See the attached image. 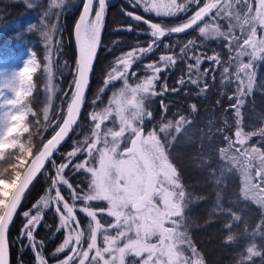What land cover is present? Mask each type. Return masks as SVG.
<instances>
[{
  "label": "snow or ice",
  "instance_id": "obj_1",
  "mask_svg": "<svg viewBox=\"0 0 264 264\" xmlns=\"http://www.w3.org/2000/svg\"><path fill=\"white\" fill-rule=\"evenodd\" d=\"M131 2L133 7H142L149 14L164 17L183 14L186 18L168 26L126 13L135 21L148 25L152 39L147 46L138 43L134 49L117 58L99 92L102 94L116 81H120L122 87L113 92L107 106L88 113L90 133L82 140L74 141L73 149L62 154L64 158L60 163L53 158L54 154H59L58 146L79 128L81 109L87 103L86 90L101 44L107 0H84L82 13L75 25L79 58L75 62L73 79L63 91L66 99L62 103L66 104V111L53 108L56 93L61 91L54 83L55 53L49 31H59L55 24L46 23L45 29L49 30L42 29L45 41L43 74L47 81L42 111H33L26 103V99L33 96V89L39 86V81L33 83V74L41 68L36 55L0 84V96L5 90L14 94V98H5L0 106L15 109L0 117V162H3L0 163V264H10V248L16 243L9 238L10 226L29 185L42 170L47 172L46 161L54 170L48 188L54 195L41 197L32 209L22 212L24 220L18 236L22 244L27 241V246L33 250L34 264H49L43 254L44 242L37 241L35 234L44 221V213L40 209L52 206L58 214L55 232L65 234L52 255L57 257L66 253V256L56 260V264H207L190 232L193 195L186 190L182 173L172 158L175 145L187 135L193 124L191 114L197 111V106H189V115L178 110L168 118L169 105L161 100L159 124L147 129L145 121L153 119L148 107L152 98L180 92L189 85L195 87L196 95L205 94L209 88L207 80L210 78L214 82L217 71L221 83L232 86L227 97L232 103L224 112L231 110L233 119L230 122L225 118L222 126L215 128V134L223 140V146L218 148L221 165L219 169L210 168L209 175L216 178L219 173L221 178L215 179V183L220 188L225 178L240 174V198L261 210L258 223L250 234L264 236V126L245 131L243 111L247 97L256 85V61H264V0H205L202 5L201 0ZM189 12L192 14L188 15ZM44 16H48L47 11ZM189 29L198 31L202 37L223 39L227 59L215 52L208 55L192 39L179 48L178 55L163 54L158 62L148 63L145 71L149 74L134 85L129 83L132 64L161 47L164 37ZM124 30L131 32L134 29L128 26ZM163 47L172 50L176 45L163 44ZM56 51H59V45ZM180 60L186 66L184 75L177 79L176 87H170L166 79L161 81L160 73L173 68ZM205 61L210 67L201 70ZM65 67L71 71L70 67ZM100 94L92 100L94 106L100 100ZM29 115L34 119L29 121ZM233 126V134L229 135ZM50 127L58 130L34 152L33 135H42ZM25 134L29 135L22 139ZM206 135L211 139L210 134ZM253 136L259 137L257 144L249 143ZM78 156L83 159L77 160ZM70 166L73 174L89 175L86 188L78 184L74 186L66 178L65 170ZM61 186L70 190L68 199L62 194ZM77 201L82 202L78 210L89 218L86 227L81 225L76 215ZM93 201L106 202V215L113 218L112 221L101 223L97 211L90 207ZM212 211L227 216L223 226L230 233L239 226L249 234V225L242 214L233 208L223 207L219 193ZM235 239L234 234L226 237L229 242ZM128 257L134 259L129 261ZM254 257L264 260V252L255 243L246 248L245 255L237 264L251 262Z\"/></svg>",
  "mask_w": 264,
  "mask_h": 264
},
{
  "label": "trees",
  "instance_id": "obj_2",
  "mask_svg": "<svg viewBox=\"0 0 264 264\" xmlns=\"http://www.w3.org/2000/svg\"><path fill=\"white\" fill-rule=\"evenodd\" d=\"M84 0L81 1V4ZM205 0H201V5ZM78 0H0V84L4 80L10 78L11 75L17 70V66L20 60L31 54L36 55L38 63H41V68L37 69V72L33 74V83L36 84L39 81L38 89H33V96L26 99V103L33 111H42L43 103L46 99L45 84L47 81L44 79L43 74V57L45 55V41L42 35L45 29V24H55L59 29L58 32L50 31L53 40V72L55 74L54 83L61 89V91L56 93L53 101V108L59 109L63 108L66 111V104L62 103L66 97L63 96V91L67 89L69 83L73 79L75 73V62L76 55L72 43V31L75 21L79 15L80 7L77 8ZM107 10L104 21V29L101 33V44L97 49L96 58L93 62V72L91 73L89 88L87 92V103L84 105L80 116V126L76 132L70 133L67 138L58 147L59 154H54V159L57 163L63 160V155L71 151L74 147V141L82 140L86 135L90 133L91 121L88 118V113L96 110L99 111L107 106L109 99L113 92L119 90L118 85L120 81H116L110 84L108 89H106L102 94L99 90L103 87V81L106 78V74L110 71L111 67L116 63L118 57L122 56L124 53L134 49L137 44L141 46H147L152 39L150 34H148V25L144 24L143 21L137 22L131 16L126 15V13L131 12L133 15H140L144 19L148 20L150 23H163L165 25L171 26L180 19V17H164L156 16L154 13H146L142 7H133L131 0H107ZM58 5V7H57ZM48 12V16H44V12ZM58 14V15H57ZM192 14L189 12L188 15ZM128 26L133 27V31L129 32L126 29ZM187 35H192L191 33ZM187 35H177L174 34L168 38L162 39L161 47L156 48L155 51L159 52L162 50L163 44H175L176 47L172 51H179V48L183 46L189 40L195 39L200 45L201 51L215 50V51H227L225 48L224 40H207L198 36L197 32H193V38H189ZM59 45V51H56ZM170 51V50H169ZM228 53V52H227ZM224 57V54H221ZM147 56L137 63L132 64L129 70V83L135 84L144 74ZM155 59V57H153ZM65 65L71 68L69 71ZM210 66L208 63L204 62L201 65V70L205 67ZM256 85L250 96L247 97L246 104L244 107V115L247 114L245 118V131H251L258 127L264 126V108L261 102L264 101V61L256 62ZM180 69L184 72L185 63H183ZM135 72L136 75L132 76L131 73ZM219 71L216 72V74ZM60 73H63L60 75ZM218 79L220 80V75L216 77L213 82L210 79L207 81L209 88L205 94L196 95V89L194 86H187L180 92L171 93L173 96L180 94L181 111L185 115H189V111L185 109V103L197 102L198 107L209 105L210 108H220L224 109V106H228L232 102L225 99L220 100L221 104H217L216 101L219 100L220 86ZM171 82V79H169ZM231 86V85H230ZM229 90L230 94L232 92V86ZM188 92V95H185ZM100 94V100L94 106L92 100L94 97ZM14 98V94L11 91L5 90L3 95L0 96V105L4 104V99ZM229 104H228V102ZM197 107V108H198ZM172 109V108H171ZM248 110V113H247ZM15 111L10 106H0V117H3L6 112ZM260 115L255 116L259 113ZM210 113H212L210 111ZM63 115V113H61ZM170 117H172V112L169 111ZM226 118L232 121L231 110L226 113ZM204 117H207L204 116ZM205 118L207 122L203 123L202 118L197 117L192 127L196 126L198 133L204 135V140L198 142L190 143L185 148L191 150L195 153L196 149L204 153L203 156V169L204 175L207 178H211L214 181L206 186L200 187L196 186L193 178L189 174H185L182 162L176 165L179 167L181 165L182 179L186 186V190L193 195V202L190 206V219L191 228L190 232L192 238L200 252L205 257L207 264H211L209 258V253L207 252V245L217 243L218 247L221 248L225 255L223 256L225 264H237V262L245 255L246 248L255 243L257 248L264 252V236L259 234L251 235L250 233L254 230L255 225L258 223L261 210L253 203L243 201L240 196V180L237 174L231 175L225 178V182L222 187L218 188L215 183V179H220L218 173L216 178L209 175L210 168L219 169L221 163H219V158L214 149L219 146V139L212 137V133L215 132V128L222 126V121L218 117ZM34 118L29 115V121ZM194 120V119H193ZM153 124L158 125V120L152 121ZM145 125L146 121H145ZM30 132L33 131L31 125ZM57 128L50 127L43 131L42 135H33L32 143L34 145V152L36 147L41 145L42 142H46ZM233 129L229 131V135H232ZM211 135V139L208 135ZM29 134H25V139ZM213 138V139H212ZM214 139H218L215 141ZM259 142V137L253 136L249 143L257 144ZM213 145V146H212ZM209 146V147H208ZM123 147V145H121ZM77 160L83 159L82 156H78ZM3 163V162H0ZM47 172L43 170L38 173L35 177L22 199L21 206L14 217V222L10 226L9 238L10 240H15L16 243L10 248V264H34V253L33 250L27 246V241L23 244L18 239L19 231L24 220L22 212L30 210L33 208L34 204H38L41 197H46L49 195H54V193H49L48 188L50 185V177L54 174V170L50 162L45 165ZM180 169V167H179ZM66 178L74 186L79 185L81 188H86L89 175L87 173H75L71 171V166L69 169L65 170ZM62 194L69 198V191L66 186H61ZM221 197V204L223 207L233 208L234 211H238L244 217V220L249 225V234L243 232L242 227H234L232 232L224 228V223L227 220V216L220 214L219 212L214 213L212 208L216 204L217 195ZM202 197V199H201ZM70 202V200H69ZM77 212L76 215L80 222L85 221V217L78 210L82 206L81 201H77ZM92 207L98 209H104L105 206L103 202H92ZM40 211L44 213V221L42 226L36 232L37 241L44 242L43 254L48 259L49 264H56V260L64 259L66 253H61L57 257H53L52 253L55 251L56 247L62 243L64 238V232H55V228L58 226V214L55 211V206L48 209L41 208ZM103 214H101V217ZM103 219L105 217H102ZM215 233V234H213ZM214 237L212 238V235ZM234 234L236 239L229 242L226 240L227 235ZM204 239V240H203ZM128 260H132L131 257ZM246 264H264V260L261 257H254L253 261L246 262Z\"/></svg>",
  "mask_w": 264,
  "mask_h": 264
},
{
  "label": "rangeland",
  "instance_id": "obj_3",
  "mask_svg": "<svg viewBox=\"0 0 264 264\" xmlns=\"http://www.w3.org/2000/svg\"><path fill=\"white\" fill-rule=\"evenodd\" d=\"M221 23L223 24L224 22L221 21ZM197 34H198V36H200V34L198 33V31H197ZM202 38L204 40L205 39H207V40H223V39H213V38H211V36H209V37H202ZM31 57H32L31 54H28V55L24 56L20 60L18 66H17V70L19 71L20 69H22L24 67L26 61L28 59H30ZM244 59L247 60L248 57H244ZM256 70H257V66L255 68V71ZM148 74L149 73H147L145 71V74L140 79H142L145 75H148ZM139 80H137V81H139ZM121 87H122V83L120 82L119 85H118V88H121ZM108 103H109V101H108ZM152 104H153V98L148 102V107H150ZM261 105L264 107V101L261 102ZM262 111H264V108L262 109ZM247 113H248V110H247ZM258 115H260V112L258 114L257 113L255 114V116H258ZM246 117H247V114H245V118ZM205 118H209V117L208 116L207 117H203L201 119L203 123L207 122V120H205ZM198 131H200L199 130V126H198V130H197V127L196 126H194V127L190 126L189 127V130H188L187 135L183 136V138L179 140V142L176 144L177 146L175 145L176 146V149H175V151H173L172 158L174 159L175 164H176V162L179 163V164L182 162L183 168L185 170V174H189V175L192 176L193 181L196 184V186L202 187V185H203V187H206L208 184L210 186V184L214 180L211 179V178L209 179V178H207V176L204 175L203 169H205V168L203 166V163H204L203 156H205V154L204 153H201L200 150H199V148H198V150L196 149L195 153H192L191 150H187L188 148H185L188 145H190V143H192V142H195V145H196V144H198V142L204 140V138H205L204 135L201 132L198 133ZM214 135H215V132L212 133V137L213 138H216V136H214ZM205 140H206V138H205ZM214 140L217 141L218 139H214ZM218 143H219V146L215 147L214 149H211V148L208 149V153L210 152V150H215L217 152V155H218V148L221 147V146H223L222 137H221V140L219 139V142ZM218 161H219V163H221L220 160H218ZM179 167H180V170L182 171L181 165H179ZM237 175H238L239 180H240V188H241L242 177L240 176L239 173H237ZM100 202H103V201H100ZM103 204L105 206V208L103 209V211H102V209H98V208L92 207V202H90V207L93 210L97 211V213H98L97 218L101 220V223L106 224L107 222L112 221L113 218L108 217L106 215L107 204H106V202H103ZM210 210H213V208L210 209ZM101 214H103L102 217H105L104 219L101 217ZM82 215L85 217L86 220L85 221H82L81 222V225L83 227H86L87 224H88V222H89V218L84 213H82ZM213 234H215V233H213ZM213 237H214V235H212V238ZM98 243H101V241L99 239H98ZM86 246L87 245L85 243V247ZM206 247H207L206 248L207 249V252L209 253L208 255H209V258L211 260V264H225V261H224V258H223V256L225 255V252L221 248L218 247V244L217 243H213L212 242L211 245H207ZM131 258L134 259L133 257H131Z\"/></svg>",
  "mask_w": 264,
  "mask_h": 264
},
{
  "label": "flooded vegetation",
  "instance_id": "obj_4",
  "mask_svg": "<svg viewBox=\"0 0 264 264\" xmlns=\"http://www.w3.org/2000/svg\"><path fill=\"white\" fill-rule=\"evenodd\" d=\"M179 17H180V19L177 20V22H175V23H178L180 20L186 18V17H184L183 14H181ZM193 32H197V31L196 30H191L190 32H188L186 34H179V35H187V34L191 33L192 35H187V36L189 38H193ZM175 36H177V35H175ZM165 38H168V37H164L163 39H165ZM165 44H167V42ZM203 52L207 53L208 55H211L214 52L215 53H219L220 55L224 54V58L225 59H227V56H228L227 51L207 50V51H203ZM163 54H176V55H178L179 51H172V50L169 51V50H166L165 48L164 49L162 48V50H160L159 52H156L154 50L152 53L147 55L148 59L146 60V65L148 63L158 62L159 61V57L161 55H163ZM153 57H155V59H153ZM205 62L209 64L208 61H205ZM183 63H184V61L180 60V61H178V63L173 68H170V69H168V70H166L164 72H161L160 73L161 81L166 79L167 83H168V85L170 87H176L177 86V84H176L177 79L179 77H181L182 75H184V72L180 70V69H184L182 67ZM208 67H210V66H208ZM208 67L206 66L205 68H208ZM218 75H220L219 72L216 74V77ZM169 79H171V82L169 81ZM210 81H211V79H210ZM218 82H219V86H220V94L218 96L219 97V101L222 100V99L224 100L225 97L228 100L227 97H228V95H230V92H229L230 85L221 83V80H219V79H218ZM157 88H159V83L157 84ZM172 94H171V92H169V93L165 94L164 96H159L158 95V96L153 98V104L149 107L150 110L153 113V119L152 120H146V124L147 125H145V126H146L147 129H151L152 128V121L153 120H158L159 122L161 120V111H162L161 100H163L165 103H167L169 105V110L167 111V117L168 118L170 117L169 111H171L172 113H176L178 110L180 112H182L180 109L182 108L181 105H183V104H182V102L180 103V99H181L180 94H178L176 96H173ZM229 102H228V104H229ZM192 104H196V106L198 107V103L197 102H191V103H187L186 102L185 105H184L185 109L189 111V106L192 105ZM220 104H221V102H220ZM228 106L227 107L224 106V109L228 108ZM213 107L210 108L209 105H207V106H203L202 105V106L198 107L197 111L195 113L191 114L192 118L194 119L193 122L195 121V119L197 117H199L201 119V118H203L206 115L207 116L209 115L211 117H218V119L220 121H223L227 117L226 113L224 112V109L220 110V108H213ZM210 111L212 113H210ZM217 137H221V136L217 135ZM176 146L174 147L173 151H175ZM172 155H173V153H172Z\"/></svg>",
  "mask_w": 264,
  "mask_h": 264
},
{
  "label": "water",
  "instance_id": "obj_5",
  "mask_svg": "<svg viewBox=\"0 0 264 264\" xmlns=\"http://www.w3.org/2000/svg\"><path fill=\"white\" fill-rule=\"evenodd\" d=\"M84 3V2H83ZM83 3H82V5H81V0H78V3H77V8L78 7H80V11H79V15H78V17H77V19H76V21H75V24H74V26H73V31H72V43H73V47H74V51H75V55H76V60L79 58V49H78V46H77V43H76V38H75V25H76V23H78V21H79V16L81 15V13H82V10H83ZM191 30H193V29H189V30H187L186 32H184V33H180V34H186V33H188V32H190ZM175 35H179V34H175ZM90 78H91V74H90V77H89V83H90ZM87 92H88V89L86 90V97H87ZM83 108H84V106L82 107V109H81V113H82V110H83ZM58 130V128L55 130V131H57ZM54 134V133H53ZM52 134V135H53ZM51 135V136H52ZM51 138V137H50ZM49 138V139H50ZM67 138V137H66ZM65 138V139H66ZM63 142V141H62ZM61 145V144H60ZM59 145V146H60ZM58 146V147H59ZM48 161H46L45 162V165H46V163H47ZM29 163H31V161H29ZM38 175V174H37ZM33 182V181H32ZM31 185V184H30ZM29 185V186H30ZM27 191V190H26ZM9 259H10V257H9Z\"/></svg>",
  "mask_w": 264,
  "mask_h": 264
}]
</instances>
